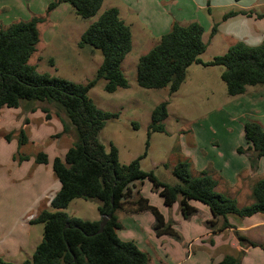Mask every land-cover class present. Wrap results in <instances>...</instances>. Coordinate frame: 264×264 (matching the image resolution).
I'll return each mask as SVG.
<instances>
[{
	"label": "trees",
	"instance_id": "1",
	"mask_svg": "<svg viewBox=\"0 0 264 264\" xmlns=\"http://www.w3.org/2000/svg\"><path fill=\"white\" fill-rule=\"evenodd\" d=\"M239 1V0H235ZM67 2L82 18L97 14L104 0H53L47 11H52L60 3ZM229 12L224 19L235 15ZM44 17L33 16L0 29V109L17 108L24 100L46 101L58 109L57 115L63 123V133L73 128L76 140L67 149L64 157L56 156L52 169L60 182L59 190L50 200V210L41 207L31 224H43V237L36 246L31 259L21 263L6 261L0 257V264H149V254L140 249L133 240H122L117 233L122 228L117 212L140 213L151 211L155 217L154 230L160 235L180 238L179 232L171 222L165 220L159 209L146 197L139 195L133 199L136 182L149 179L167 206L178 202L182 216L187 219L197 212L190 201L206 205L212 215L207 222L214 229L219 218L223 219L220 229L233 227L230 216L249 217L264 214V176L253 187L254 202L239 206L235 198L217 191L218 181L207 170L192 176V162L179 161L172 173L179 183L168 184L160 181L153 171L141 168L140 160L147 155L145 151L127 164L119 161V150L110 143L109 148L99 135L108 120L118 118V114L100 109L89 97V90L104 80V89L115 92L129 87L123 71V61L132 50L133 40L130 26L121 18L116 7L106 9L82 33L79 47L91 46L98 50L103 59L93 79L87 83H77L62 77L38 71L29 63L40 41L38 24ZM214 25L212 35L216 32ZM204 27L196 21L181 24L174 21L170 30L160 36L158 42L137 64V82L147 89L168 88L175 93L185 82L188 68L196 63L204 66H223L221 79L225 82L227 93L231 96L245 93L248 86L264 85V40L256 46L239 41L220 55L203 61L208 44L203 40ZM49 119L47 108H42ZM66 116H62L60 112ZM168 101L156 105L152 111L151 132H165ZM137 127V123H135ZM18 131L10 132L5 138L10 140ZM247 147H238L239 153L246 154L251 168L257 170L264 156V127L258 121L244 124ZM29 139L21 128L19 145ZM149 141L146 142V149ZM19 161L28 157L18 152ZM37 163H47L48 156L40 151ZM75 198L98 201L100 215H110L103 231L99 232V220H85L69 215L65 209ZM245 247L261 246L249 237L236 231ZM212 264H242L235 255H226L221 261Z\"/></svg>",
	"mask_w": 264,
	"mask_h": 264
},
{
	"label": "rangeland",
	"instance_id": "2",
	"mask_svg": "<svg viewBox=\"0 0 264 264\" xmlns=\"http://www.w3.org/2000/svg\"><path fill=\"white\" fill-rule=\"evenodd\" d=\"M46 1L48 2L44 4L42 0H28L22 7L20 6L23 11L30 6L31 9L45 12V20L38 24L43 41L37 45V50L29 63L36 65L38 71L42 73L77 83H87L95 77L103 57L91 46L79 47L80 35L107 7L119 3V0H104L97 14L91 18H82L75 11L67 14L58 5L54 8L56 12L53 17L51 16V22L47 18V16L50 17L51 11L48 12L47 9L53 0ZM149 1L150 4L147 5ZM194 1L201 3L206 0ZM141 2L143 5L141 7L144 9L143 14H149L150 19L154 21L157 14L162 13L158 10V5L160 10H164L170 16L178 8L181 14H190L192 9L196 8L192 0H141ZM212 2L216 4L212 5L216 19L221 18V13L228 10L243 9L248 15H239L229 19L226 23L222 20L215 23L217 31L221 29L222 33L200 55L204 61L220 55L223 51L222 46H225L230 37L238 38L240 31L241 35H252L257 30H264V0H212ZM175 13L179 15L178 10ZM200 13L209 16L208 8L200 9ZM62 17H64L63 20H61ZM209 31L211 33V30ZM210 33L204 34L206 41ZM139 46H133L123 62V71L129 87L119 88L111 93L104 89L105 81L101 80L89 90V97L100 109L118 114V118L106 122L99 138L107 148L110 143L118 148L120 163L127 164L147 151V155L140 160L141 168L145 171H153L162 182L176 184L180 181L173 175L172 168L179 161L189 159L192 162L191 174L196 176L193 164L196 165V161L204 159L206 152L211 154V146L220 147L222 153L226 154V158H237L239 155L233 151V147L245 141L244 124L247 121H261L264 127V104H242L234 110L232 104L240 98L243 99V95L231 96L227 93L226 84L221 79L223 66L192 64L188 69L186 81L178 91L172 94L168 88L141 87L137 82V64L140 56L145 54L148 48ZM24 101L32 104L40 102L38 104L46 106L50 117L53 118L46 121L44 119L46 113L41 108L35 114L30 113L32 115L31 127L26 125V118H23L20 123L16 118H8L12 127H18L15 130L18 131L17 135L10 140L0 137V254L7 256L6 250L13 248L7 245L8 240L20 238L21 254L10 256V260H7L14 263L31 259L37 244L42 240L43 224L36 223L32 226L29 223L34 218L33 210L39 209L38 207L43 202H46V207L52 210L48 200L60 188V182L52 169L53 159L56 156L64 157L67 149L76 140L73 128L63 133V123L53 103ZM163 101H168L169 115L165 120L166 131L151 132L149 136L152 111ZM3 110H6L7 114L14 111L13 108L8 107H4ZM59 112L62 116H66L63 112ZM227 115H233L236 120L228 118ZM21 128L24 129L30 141L20 146ZM147 140L149 146L146 149ZM40 151L48 155L49 163L38 165V172L41 171L43 176L39 178L37 185L28 177L21 181H14L13 179H17V176L22 175L27 167L33 164ZM18 152L32 161L24 164L19 172H14L6 168L5 163L8 159L17 160ZM210 163L211 160L208 161V165ZM209 173L212 176L218 174L215 169ZM46 190L48 192L52 190V196L44 198L47 194ZM139 195L150 198L151 201L155 198L163 200L149 179L137 182L133 187L132 198L137 199ZM246 201L248 200L239 197L238 205L241 206ZM97 205L98 201L95 199L75 198L65 211L71 216L90 220L99 215ZM151 214V212L144 213L138 215L136 219L131 215L121 216L123 225L121 235H128L130 239H134L139 248L149 254L152 263L154 259L157 260V255L165 253L166 249L172 252V245L165 241L164 247L159 249L157 241H149V216ZM233 217L235 221L241 219L238 216ZM197 257L199 256L195 259ZM239 257L242 264H264V255L259 251H252L250 254L241 253ZM172 260L175 261L178 258L173 257ZM193 262L194 260H190L179 264H192ZM158 264H160L159 261Z\"/></svg>",
	"mask_w": 264,
	"mask_h": 264
},
{
	"label": "crops",
	"instance_id": "3",
	"mask_svg": "<svg viewBox=\"0 0 264 264\" xmlns=\"http://www.w3.org/2000/svg\"><path fill=\"white\" fill-rule=\"evenodd\" d=\"M192 1L196 5L195 6L196 8H193L192 9L193 11L190 14H181L180 13L181 10L178 8L176 10L179 11V15L175 13L176 11L175 10L172 16L166 14L164 10L162 9L160 10V8L158 7L159 6L158 3H156L158 5L157 6L158 10L161 11L162 13L157 14L155 21L154 19H150L149 14L147 15L143 14L144 9L141 7L143 6L141 0H119V3L111 5L106 9L110 7L118 8L121 18L131 28L133 46L135 47V45L138 46L140 45L139 47H143V48L144 46H146L145 48H148L147 50H149L153 45H155L158 42L160 36H162L163 34L167 33L170 30L171 25L174 21H178L181 24H188L193 21L199 22L204 27L203 40L208 44L207 47L208 49L211 42L219 34L222 33L221 29H219L218 31L216 30L217 32H215L214 35L211 34L214 24L216 22L219 23L220 20H222V22L226 23L229 19L236 18L239 15H245V14L248 15V13L243 11V9L228 10L221 13L220 15L222 16L221 18L216 19L212 9V5H216V4H213L212 0L202 1L201 3L200 2L196 3L194 0ZM24 2L27 3L28 0H0V29L6 28L8 25L16 21L29 20L33 16L45 17L44 10L36 11L35 9H31L30 6H28V9L23 11L20 8V6L22 7ZM42 2L46 4L48 1L42 0ZM149 4L150 1L148 2L147 5ZM17 6L19 8H17ZM59 7L65 10L67 14H70L74 11L72 6L67 2L60 3ZM203 8H208L209 10L208 17L200 13V9ZM55 10L56 9H53L50 12V17L47 16L49 22H51L52 19L51 16L52 17L54 16L56 12ZM231 11L236 12V14L224 19V15ZM13 12L14 14H12ZM64 17H62L61 20H63ZM209 30H211V33ZM206 32L210 33L207 41L204 39V34ZM238 34H239L238 38L234 39L230 37L229 38L230 40L226 42L225 46H222L223 51L221 52V54H224L231 45L239 41L245 42L246 44L251 46H256L259 45L264 40V30L262 31L257 30L252 35H248V34L241 35V31ZM42 41H43L42 34H40V41L38 45ZM241 95H243V99L240 98L237 102H234L232 104L234 110L235 108H239L242 104H251V105L254 103L264 104V86L263 87H260L259 85L248 86L245 93ZM38 103L40 102L32 104L31 102L23 101L21 102V105L19 107L13 108L14 111L9 112V114L6 113V110H3L4 107L1 108L0 137L5 138L6 134L10 132H14L18 128V127H12L11 124L9 123L10 121H8V118L10 119L16 118L19 121V123L23 121V118L24 119L26 118L25 120L26 125H28V127H31L32 115L30 113L35 114L40 108L42 109L46 107ZM227 116L232 120H236L235 117H233V115H227ZM46 118L47 117L45 115L44 119L46 121L53 117H50L49 119ZM258 122L261 123V121ZM244 140H245V136H244ZM245 141L233 147V151H235L239 155L237 158L235 157L233 159L226 158V154L222 153L220 147L211 146L210 149L211 154L206 152L204 159L202 158L200 161H196V165L193 164V168L196 176L199 174L201 170L205 169L207 171H213L215 169L218 173L217 176L213 175L214 178L217 179L218 181L217 191L227 196L235 198L237 202L239 197L248 200L246 201L245 204L241 205L242 207L250 205L255 201L253 197L254 184L264 176V156L260 159L257 170H253L251 168V164L247 155L243 153H239L237 151V148L240 146L244 148L248 146V143ZM209 160H211L210 165H208ZM31 161L32 159L30 158L22 161L16 159H12V160L8 159L7 162L5 163V166L8 169H12V171L14 172H19L20 170L23 169L24 164ZM48 163L49 160L47 163H37L35 157L33 164L31 165L29 164L30 166L27 167L26 171L22 175L17 176L16 177L17 179H13V180L21 181L28 177L30 178V180L34 181L35 185H37V182L40 181L39 178H42L43 176V173L41 171L38 172V165L48 164ZM46 192L47 194L44 198H48V196H52L51 194L52 190H50L49 192L46 190ZM51 198L48 200V203H50ZM148 199L150 203L156 206L159 209V211L164 215L165 220L167 222H171L173 227L176 230H178L180 234L179 239H176L166 234L158 236L155 233L153 227L155 222V217L153 213L150 211L152 214L151 216H149L150 218L149 241L152 240L157 241L159 243V249H162L164 247L165 241L169 242V244L172 245V252L174 254L166 249L165 253L158 254L157 260L154 259L153 262L152 263L150 262L149 264H158V261L160 264H172V263L179 264L180 262H187L190 260H194L192 264H212L221 261L226 255H235L239 257L241 253L250 254L252 251H259L262 255H264V214L262 213H257L249 217H244L237 221H235V218L233 216H230L229 221L232 223L233 227H226L223 229H220L223 224V219L219 218L217 220L214 231V229L209 227L207 223L212 218L211 212L209 208L201 202L193 201V200L190 201V203L197 208V212L193 214L191 217L185 219L181 214L180 205L178 202L174 203L172 206H167L164 204L163 200L155 198L156 201L155 200L151 201L150 198ZM41 207H46V202H43V204H41V206L38 207L39 209H37L36 211L32 209L33 212H35L34 216H36V214L38 213ZM32 210H30L31 213H33ZM150 212L144 211L140 213H127L123 210H119L117 212V215L122 224L121 216L131 215L132 218L136 219L138 215H142L144 213H150ZM99 219H101L100 213L97 217L90 220L93 221ZM30 225L33 226L34 224L30 223ZM122 229H123V225L121 229L117 230L118 236L122 240H132L130 239L131 237H128V235H121ZM236 231H238L240 234L249 237L250 239H252L257 243L262 244L263 247L243 246L236 235ZM8 241L9 242H7V245L13 246V248L10 247L6 250L5 253L7 254V256L5 255L1 256L2 254H0L1 258H3L6 261L10 260L11 258L10 256L20 255L21 254L20 252L22 251V246H21L22 242L20 238H14ZM133 241L135 240L133 239ZM196 256L199 257L195 259ZM173 257L178 258V260L173 261L172 260Z\"/></svg>",
	"mask_w": 264,
	"mask_h": 264
},
{
	"label": "water",
	"instance_id": "4",
	"mask_svg": "<svg viewBox=\"0 0 264 264\" xmlns=\"http://www.w3.org/2000/svg\"><path fill=\"white\" fill-rule=\"evenodd\" d=\"M109 218H110V215H102L101 216L99 232L103 231V228H104V226L107 223Z\"/></svg>",
	"mask_w": 264,
	"mask_h": 264
}]
</instances>
